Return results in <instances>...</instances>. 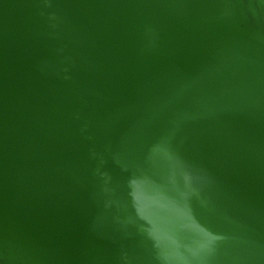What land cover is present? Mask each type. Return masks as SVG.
Segmentation results:
<instances>
[{
  "label": "water",
  "instance_id": "1",
  "mask_svg": "<svg viewBox=\"0 0 264 264\" xmlns=\"http://www.w3.org/2000/svg\"><path fill=\"white\" fill-rule=\"evenodd\" d=\"M0 264H264V0H0Z\"/></svg>",
  "mask_w": 264,
  "mask_h": 264
}]
</instances>
